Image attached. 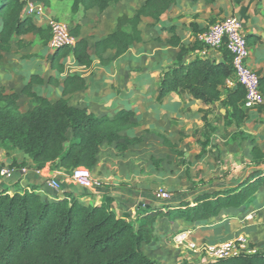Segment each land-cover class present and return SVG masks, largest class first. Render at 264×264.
<instances>
[{"label": "trees", "instance_id": "obj_1", "mask_svg": "<svg viewBox=\"0 0 264 264\" xmlns=\"http://www.w3.org/2000/svg\"><path fill=\"white\" fill-rule=\"evenodd\" d=\"M38 1L45 6L51 2ZM71 1L73 13H80L95 7L104 11L122 0ZM174 1L145 0L133 15L121 13L115 29L92 44L81 37L80 25H76L70 30L77 37L75 46L54 50L50 56L51 68L64 72L65 58L70 54L85 67L93 64L94 56L102 58L109 49L115 50L114 57L120 56L142 40L139 28L142 17L159 20ZM26 2L0 0L2 52L11 50L15 36L37 33L46 46L52 38L49 26H38L33 16L25 13ZM25 45L22 40L18 41L19 48ZM178 45L180 51L175 64L165 72L159 98L171 90L188 91L196 99L211 104L226 93L222 102L228 107L227 115L238 123L242 121L246 115V90L241 84L235 90L226 85L227 79L236 75L228 49L225 62L205 58L185 63L190 47L179 42ZM54 81L57 82L54 75L46 79L34 73L21 92H6L0 87L2 148L25 154L37 169L50 164L53 169L71 175L78 166L94 169L104 143H116L118 149L127 150L130 144L139 141L122 134L137 125L134 111L124 109L114 117H100L85 107L71 104L66 95L86 87V79L79 74L67 75L63 96L56 100L34 88ZM260 81L264 95V78ZM20 94L35 102L27 112L19 109ZM248 162L253 170L239 183L204 191L193 201L185 199L141 208L143 211L137 213L136 221L129 213H118L110 195L96 204L82 201L80 194L43 197L35 187L22 191L0 189V264H159L144 249L157 240L155 223L159 217L171 224L176 220L207 222L222 218L230 209L245 210L255 202L264 186V151L258 145H253ZM204 264H264V250L242 252Z\"/></svg>", "mask_w": 264, "mask_h": 264}, {"label": "crops", "instance_id": "obj_2", "mask_svg": "<svg viewBox=\"0 0 264 264\" xmlns=\"http://www.w3.org/2000/svg\"><path fill=\"white\" fill-rule=\"evenodd\" d=\"M65 1L51 0L48 9ZM126 1L122 0L120 3ZM144 1L131 2L138 9ZM234 14L243 20L244 34L250 48L248 62L260 78H264V0H175L159 20L151 16L142 17L139 25L142 40L120 56L114 57L115 50L109 49L103 53L102 58L94 56L93 64L85 67L77 63L73 54H70L69 57L74 63V71L71 72L67 68L64 72L51 68L50 56L54 51L48 45H43L40 36L43 49L36 56L32 55L34 45L29 40L22 48L12 44L9 52L0 50V87H4L6 92H21L31 75L38 72L46 79L51 75L57 78V82L34 87L42 95L56 100L63 96V81L67 75L79 74L86 79V87L66 95L71 104L85 107L100 117H114L121 110H132L135 112L134 120L137 125L122 134L132 139L143 138V142L139 139L137 143L129 145L124 153L127 157H120L116 143L102 145L99 161L92 173L105 179V183L93 191L74 183L63 170L53 169L50 164L37 169L24 154L18 157L19 151L8 152L0 147V189L22 191L27 187H35L45 197L87 192L91 195L80 199L90 203H93L92 199H99L96 204H100L106 195H110L113 198V207L118 213H129L131 218L137 219L136 210L139 212L141 208L160 204L151 187L145 186L148 179L132 178V174L137 176L142 159L156 151V144L148 143L145 136L163 134V144L176 150L184 149L189 143L208 148L215 139L221 145V141L231 142L237 137L240 143L243 142L248 147L249 156L255 144L264 151V102L253 108L245 107L246 115L238 123L233 116L227 115L228 107L222 102L226 93L211 104L196 99L188 91L171 90L159 98L165 72L175 64L180 51L178 42L190 47L185 54V63L205 58L217 62L226 61L229 54L226 46L208 47L197 40V35L211 23ZM226 85L235 90L239 85L236 75L227 79ZM144 139L147 144L145 146L142 145ZM159 147L161 150L164 148ZM132 151L141 154L135 156L131 154ZM4 168L10 170L9 175H1ZM49 179H58L61 183L60 189L49 187ZM123 182L128 185L122 184ZM116 203L121 204L123 209L116 206ZM239 211L230 209L224 216L227 217L229 212L231 215ZM219 219L221 218L208 220L210 224L184 220H176L171 224L166 219H158L155 223L157 240L158 230L165 232L169 228L175 230L182 227L195 236L208 231V241H220L222 235L219 232L222 230L223 221Z\"/></svg>", "mask_w": 264, "mask_h": 264}, {"label": "rangeland", "instance_id": "obj_3", "mask_svg": "<svg viewBox=\"0 0 264 264\" xmlns=\"http://www.w3.org/2000/svg\"><path fill=\"white\" fill-rule=\"evenodd\" d=\"M131 1L141 2V0H127L122 3H112L104 11H100L95 7L87 12L80 13H73L71 0L56 3L50 7L51 9H48V6L41 2L45 7L44 20L40 21L35 16L32 18L38 26H49L48 20L50 19H58L65 22L70 30L76 25H80L82 37L88 39L90 44H92L115 29L116 19L121 13L125 12L132 15L137 10L136 6H132ZM19 40L24 43L29 40L34 45L32 55L36 56L42 53L41 39L37 33L15 36L12 44L17 48H19ZM65 66L68 72L74 71V63L71 57L65 58ZM18 103L22 112H27L35 105V102L24 94H20ZM145 138H148V143L156 144V151L151 152L148 158L142 159L137 176L132 174V178L148 179L145 186L151 187L157 202L160 204L166 202L178 203L185 199L193 201L199 193L204 191L218 188L224 189L239 183L253 170L248 163L250 158L249 153H247L248 147H245L243 142L240 143L237 137H235L236 140L231 142L221 141V145L215 139L208 148L207 146L202 147L189 143L181 150L172 149L166 146L165 143L163 144V139L165 138L163 134L149 135L145 136ZM139 139L143 142L142 137ZM142 145H147L145 139ZM159 146H163V150ZM118 150L120 157H127L124 154L126 150ZM131 154L136 156L141 153L132 151ZM22 155L23 153L20 152L17 156L22 157ZM93 177L100 185H104L105 179L100 178L97 174H93ZM122 184L128 185L126 182ZM36 191L40 193L39 190L36 189ZM163 193H168L167 199L160 198L159 194ZM80 195V198H82L91 194L86 192V194ZM43 197L45 196L43 195ZM98 200L92 199L93 203ZM117 202L119 203V201ZM118 203H116V206L122 208L123 206ZM142 211L143 209L139 210L140 213ZM136 212L138 213V210ZM229 213L227 217L223 215L219 219L223 221L222 230L219 232L222 235L220 241H208L206 238L208 236L206 235L207 231L201 232V234L196 236L190 232L187 239L180 242L175 235L187 230L178 227L175 229L176 231L173 228L166 229L165 232L158 230L159 240L152 245H145L144 249L159 264H204L212 260L204 251L206 245L217 244L228 239L237 240L239 237L244 239L240 242L239 252L264 250V186L257 194L253 204H249L245 210L234 212L235 214L230 215ZM225 218L226 220H224ZM158 219L160 220L162 217ZM132 220L136 221L134 217ZM193 243L196 244V247L190 246Z\"/></svg>", "mask_w": 264, "mask_h": 264}, {"label": "built area", "instance_id": "obj_4", "mask_svg": "<svg viewBox=\"0 0 264 264\" xmlns=\"http://www.w3.org/2000/svg\"><path fill=\"white\" fill-rule=\"evenodd\" d=\"M26 14L37 18L45 17V7L38 0H27ZM49 28L52 32V38L48 44L49 48L54 51L62 46H75L77 37H75L68 25L56 19L48 20ZM197 40L208 47L226 46L232 56V65L236 74L238 84H241L245 90V107L253 108L264 102V95L261 89V81L259 74L249 64L250 48L248 39L244 34L243 20L238 15H229L211 23L207 29L201 31L197 35ZM10 170L4 168L1 175H9ZM74 183L84 187L87 190H95L100 183L93 177L92 170L86 166H78L70 175ZM49 187L59 190L61 183L58 179H49ZM163 195V196H161ZM160 198L167 199L168 193L159 194ZM190 231H184L176 234V239L180 242L185 241ZM243 237L237 240L228 239L226 241L206 245L205 252L212 260L238 255V248ZM196 247V244H190ZM245 252V251H243ZM248 252V251H246Z\"/></svg>", "mask_w": 264, "mask_h": 264}]
</instances>
